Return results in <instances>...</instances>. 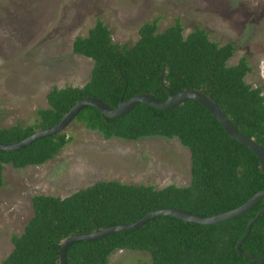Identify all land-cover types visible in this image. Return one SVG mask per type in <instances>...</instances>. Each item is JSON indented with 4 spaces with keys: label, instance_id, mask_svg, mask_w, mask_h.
I'll use <instances>...</instances> for the list:
<instances>
[{
    "label": "trees",
    "instance_id": "trees-1",
    "mask_svg": "<svg viewBox=\"0 0 264 264\" xmlns=\"http://www.w3.org/2000/svg\"><path fill=\"white\" fill-rule=\"evenodd\" d=\"M159 21L146 22L132 45L114 42L108 24L98 19L89 34L78 36L74 45L77 54L95 60L91 79L83 87H54L48 95L50 106L39 109L37 122L0 127V142L21 141L36 129L57 125L88 97H101L115 108L123 98L144 92L166 100L170 90L178 93L198 88L213 94L238 129L264 147V90L247 80L253 71L248 56L232 65L235 42H217L201 26L185 34L180 18L159 31ZM77 120L107 139L180 138L192 152L191 184L158 188L102 180L65 197L37 194L34 216L21 235L13 236L14 250L2 264H60L62 242L73 233L131 223L150 211L171 207L210 216L237 208L264 189L258 156L233 138L197 100L169 109L140 103L126 116L109 120L90 105ZM72 140L73 135L65 132L17 151L0 150V188L5 185L7 164L17 168L45 164ZM262 207L264 199L246 214L215 225L158 216L135 230L73 243L68 249L69 264H109L118 250L150 252L151 264H260L245 253L264 262V215L242 244L244 254H239L237 244Z\"/></svg>",
    "mask_w": 264,
    "mask_h": 264
},
{
    "label": "rangeland",
    "instance_id": "rangeland-1",
    "mask_svg": "<svg viewBox=\"0 0 264 264\" xmlns=\"http://www.w3.org/2000/svg\"><path fill=\"white\" fill-rule=\"evenodd\" d=\"M159 18L164 31L180 18L185 34L197 26L222 44L235 42L230 64L248 56L247 80L264 90V0H0V127L35 124L54 87H83L95 60L74 50L103 19L114 42L135 44L141 27ZM73 140L41 165L5 166L0 188V264L34 216L37 194L69 196L102 180L188 186L192 152L180 138L107 139L76 120ZM147 251L118 250L109 264H151Z\"/></svg>",
    "mask_w": 264,
    "mask_h": 264
},
{
    "label": "water",
    "instance_id": "water-1",
    "mask_svg": "<svg viewBox=\"0 0 264 264\" xmlns=\"http://www.w3.org/2000/svg\"><path fill=\"white\" fill-rule=\"evenodd\" d=\"M164 76L165 71L161 74L160 78L164 79ZM190 99H194L202 103L219 120L224 129L233 138L248 146L258 156L261 168L264 172V147L254 137H250L238 129L237 125H235L226 115L225 111L222 109L220 103L216 100L213 94H208L203 89L198 88L187 89L178 93H175L170 90L169 97L166 100H163L152 93L144 92L130 99L123 98L120 101L119 105L115 108L105 102L101 97H88L83 100H80L68 113L65 114L63 119L57 125L47 128L36 129V131L32 135L21 141H17L14 143L0 142V150L17 151L19 149L28 147L29 145L33 144L35 141L41 138L68 132L67 130L69 126L77 120V117L79 116L81 111L90 105L97 107L101 112H103L106 119L109 120L111 117L126 116L132 110H134L140 103H146L150 106L159 109H169L180 106L182 103ZM263 199L264 189L255 194L245 204L237 208L210 216H205L200 213H192L181 208L171 207L150 211L141 219L131 223H121L110 227L96 229L92 232L73 233L67 238H65L62 242V246L60 249V264H69L68 249L73 243L77 241H89L93 239L107 237L118 232L135 230L137 228L143 227L147 222H149L155 217L166 215L177 217L187 223L215 225L235 219L239 216L246 214ZM262 215H264V207H262L259 213L250 221L247 227L246 234L237 244L239 254H244L241 250V246L246 240V238L251 234L252 226L254 225L256 220ZM245 255L258 259L260 261V264H264L263 260L258 256L247 253H245Z\"/></svg>",
    "mask_w": 264,
    "mask_h": 264
}]
</instances>
